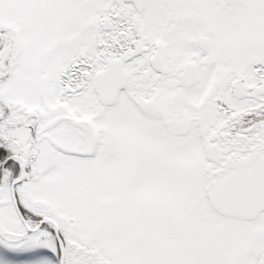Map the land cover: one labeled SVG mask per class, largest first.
<instances>
[{"label":"snow or ice","instance_id":"1","mask_svg":"<svg viewBox=\"0 0 264 264\" xmlns=\"http://www.w3.org/2000/svg\"><path fill=\"white\" fill-rule=\"evenodd\" d=\"M0 264H264V0H0Z\"/></svg>","mask_w":264,"mask_h":264}]
</instances>
